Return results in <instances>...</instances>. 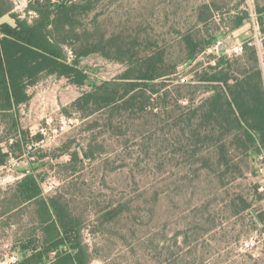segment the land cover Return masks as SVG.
<instances>
[{
    "label": "rangeland",
    "instance_id": "374dc122",
    "mask_svg": "<svg viewBox=\"0 0 264 264\" xmlns=\"http://www.w3.org/2000/svg\"><path fill=\"white\" fill-rule=\"evenodd\" d=\"M32 1L0 0V6H11L12 12L32 19L35 13L27 11ZM205 1H216L223 11L239 2L241 8H248L250 20L241 28L219 33V40L228 45L226 53L233 54L252 38L263 56L264 34L255 0H91L82 21L106 37L157 42L172 53L179 37L194 32L195 26L204 35L214 31V23L197 21V7ZM10 13L0 18V25L15 24ZM220 53L215 44L197 62L206 66ZM173 57L180 56L174 52ZM193 65L181 64L183 77L190 79ZM81 66L89 75L83 86L45 73L29 86L31 99L18 108L21 127L30 133L28 146L0 165V188L33 170L41 175L46 195L60 187L83 211L84 239L95 254L91 264H264V225L257 219V210L264 209L260 155L252 153L243 165L244 174L236 179L222 178L201 164L186 171L170 155L163 136L152 140L154 131L163 129L158 117L118 122L121 128L116 130L104 124L103 112L81 116L73 102L93 85L120 75L127 65L94 53L83 58ZM9 136L2 123L0 147L5 152ZM92 141L97 147L94 159L82 156L76 172L62 166L71 153L87 150ZM112 209L117 213L105 220L104 214ZM16 228L18 223L0 226L1 264L17 258L9 252Z\"/></svg>",
    "mask_w": 264,
    "mask_h": 264
},
{
    "label": "trees",
    "instance_id": "16d2710c",
    "mask_svg": "<svg viewBox=\"0 0 264 264\" xmlns=\"http://www.w3.org/2000/svg\"><path fill=\"white\" fill-rule=\"evenodd\" d=\"M91 7V0H34L27 11L35 16L29 19L12 12L11 6H0V18L11 12L15 20L14 25H0V133L3 123L10 134L8 151L0 147V165L28 146L30 133L21 127L18 108L29 103V86L43 73L85 85L89 75L81 62L94 53L127 67L73 102L84 118L103 112L104 124L117 130L122 121L158 117L163 129L154 131L152 140L163 136L170 155L186 171L201 164L222 178L236 179L244 174L243 165L252 153L264 154V37L263 56L251 38L238 53L221 50L206 66L197 62L219 41V33L241 28L250 20L248 8H241L240 2L229 11L216 1L200 4L197 21L214 23L215 29L204 35L197 25L194 32L179 37L178 47L173 46L180 56L177 59L157 42L131 43L99 34L82 21ZM254 7L264 34V1L255 0ZM181 64H194L190 79L183 77ZM94 142L87 150L71 153L62 166L76 172V163L94 159ZM116 213L117 209L108 211L105 220ZM257 219L264 225V209L257 210ZM3 223L8 228L18 223L9 249L17 258L9 264H91L94 258L84 239L83 211L60 187L46 195L36 170L24 171L14 184L0 188V226ZM3 259L4 254L0 264Z\"/></svg>",
    "mask_w": 264,
    "mask_h": 264
},
{
    "label": "built area",
    "instance_id": "2783aa9c",
    "mask_svg": "<svg viewBox=\"0 0 264 264\" xmlns=\"http://www.w3.org/2000/svg\"><path fill=\"white\" fill-rule=\"evenodd\" d=\"M222 42L219 40V41H217V43H216V46L218 47H222L223 46V44H221ZM228 48V47H227ZM226 48V49H227ZM242 48V47H241ZM226 49H225V51H226ZM259 159H260V166H259V171L261 172V173H264V154H261L260 156H259ZM264 189V186L262 185L261 187H260V190H263ZM13 258V257H12Z\"/></svg>",
    "mask_w": 264,
    "mask_h": 264
},
{
    "label": "water",
    "instance_id": "95a60500",
    "mask_svg": "<svg viewBox=\"0 0 264 264\" xmlns=\"http://www.w3.org/2000/svg\"><path fill=\"white\" fill-rule=\"evenodd\" d=\"M228 47V45L227 44H225V45H223L222 47H221V50H222V52H224L225 51V49Z\"/></svg>",
    "mask_w": 264,
    "mask_h": 264
}]
</instances>
